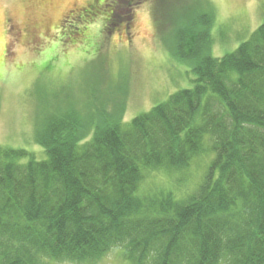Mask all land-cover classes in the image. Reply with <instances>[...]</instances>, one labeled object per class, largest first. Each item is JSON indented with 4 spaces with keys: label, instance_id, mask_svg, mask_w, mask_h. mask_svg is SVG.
Wrapping results in <instances>:
<instances>
[{
    "label": "trees",
    "instance_id": "1",
    "mask_svg": "<svg viewBox=\"0 0 264 264\" xmlns=\"http://www.w3.org/2000/svg\"><path fill=\"white\" fill-rule=\"evenodd\" d=\"M154 1L164 32L187 13L177 11L186 0ZM199 3V20L189 19L201 31L181 29L170 48L191 60L190 87L129 122L125 103L43 111L42 158L0 143V264H96L116 246L130 264H264V21L214 57L203 46L214 5ZM122 4L107 25L131 17L118 10L134 1ZM208 151L193 189L142 191L154 172L172 178Z\"/></svg>",
    "mask_w": 264,
    "mask_h": 264
},
{
    "label": "rangeland",
    "instance_id": "2",
    "mask_svg": "<svg viewBox=\"0 0 264 264\" xmlns=\"http://www.w3.org/2000/svg\"><path fill=\"white\" fill-rule=\"evenodd\" d=\"M133 1V9L118 10L120 16L131 13L129 19L122 17L119 23L107 25L106 13L124 0H97L95 6L91 5L94 0H0L2 145L28 148L42 158L44 150L34 132L43 111L70 102L77 108L89 103V107L109 110L125 103L122 117L129 122L176 90L192 85L191 60L175 58L170 48L181 29L186 34L201 31L191 28L189 19L199 20L200 11L191 9L201 0L179 5L178 13L183 8L187 13L165 25L166 32L154 17V0ZM210 1L215 10L214 37L203 40V46L214 57L236 49L264 21V0ZM45 93L50 103L41 104ZM205 155L189 168L172 172V178L165 171L154 172L142 191L166 184L186 193L201 179L212 153ZM123 251L116 246L96 264H130Z\"/></svg>",
    "mask_w": 264,
    "mask_h": 264
},
{
    "label": "flooded vegetation",
    "instance_id": "3",
    "mask_svg": "<svg viewBox=\"0 0 264 264\" xmlns=\"http://www.w3.org/2000/svg\"><path fill=\"white\" fill-rule=\"evenodd\" d=\"M12 28H14V25H12ZM18 31H20V30H18Z\"/></svg>",
    "mask_w": 264,
    "mask_h": 264
}]
</instances>
